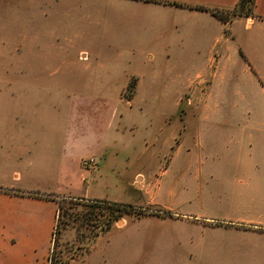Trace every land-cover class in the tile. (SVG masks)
Wrapping results in <instances>:
<instances>
[{"label": "rangeland", "instance_id": "obj_1", "mask_svg": "<svg viewBox=\"0 0 264 264\" xmlns=\"http://www.w3.org/2000/svg\"><path fill=\"white\" fill-rule=\"evenodd\" d=\"M182 8L208 15L198 33L190 20L142 29L135 14L106 12L94 39L120 46L37 35L16 52L12 41L29 37L0 36L10 43L0 45V142L17 123L56 125L70 143L85 142L79 163L63 172L53 163L46 181L22 169L21 180L0 176L64 206L44 264H264V242L244 233L253 229L221 220L252 196L237 178L264 172V115L254 114L264 84L244 50L252 17ZM114 204L124 215L100 225Z\"/></svg>", "mask_w": 264, "mask_h": 264}, {"label": "crops", "instance_id": "obj_2", "mask_svg": "<svg viewBox=\"0 0 264 264\" xmlns=\"http://www.w3.org/2000/svg\"><path fill=\"white\" fill-rule=\"evenodd\" d=\"M166 1L217 9L233 8L238 2ZM106 12L111 13V17L115 15L117 19L125 15L127 20H131L128 13L135 14L140 17L142 29L153 24L180 29L185 21L190 20L191 32L197 33L203 28L202 18H208V15L203 17L201 12L162 6L145 0H0V36H28L27 39L12 41L13 50L16 52L21 47L31 50L36 46L37 35L69 37L67 44L79 43L80 46L87 36L93 45L105 42L103 44L109 46H120L112 39H94L100 27V20L96 18L110 17ZM252 12L254 16L249 31L250 38L244 50L255 73L264 84V0H253ZM134 23L135 26L139 25L136 21L128 22V25ZM135 26L131 28L135 29ZM6 42L10 44L0 38V45L4 46ZM79 51L84 50L81 48ZM254 114L264 115V107ZM256 128L259 133H264V124L256 125ZM1 131L3 140L0 142V176L6 177L11 172L9 174H12L15 181L20 179L16 169H22L27 178L35 179L39 175L41 180L46 181L52 172L53 163H60L59 172H63L64 166L72 158L78 164L81 157L85 156L81 154L85 148L84 140L70 143L67 130L64 134L56 125L17 123L5 126ZM93 144L100 148V143ZM28 183L22 186L13 183L0 185V264H44L47 259L46 252L52 239L56 204L52 200L39 197H46L54 192H39L32 189ZM236 184L237 189L251 193L252 196L247 200L238 201L235 216H227L221 220L252 228L253 231L244 233L264 242V172L243 174L237 178ZM40 246L45 249L44 253H38Z\"/></svg>", "mask_w": 264, "mask_h": 264}, {"label": "trees", "instance_id": "obj_3", "mask_svg": "<svg viewBox=\"0 0 264 264\" xmlns=\"http://www.w3.org/2000/svg\"><path fill=\"white\" fill-rule=\"evenodd\" d=\"M146 2H152L155 4H164V5H168V6H175V7H188V5H183V4H179L173 1H166V0H145ZM190 8H193L195 10H199V11H208L211 14L216 15L217 18H219L220 20L224 21L223 18L219 17L220 15H218L216 13V9L215 8H209V7H204V6H189ZM243 11L246 10V13H244V16H251L253 17L251 10H253V0H238V2L236 3V5L233 7V11ZM39 197V196H38ZM39 198H44V199H48V197H39ZM51 200V199H49ZM56 202V211L58 213H60V210L62 208H64V206L61 204L60 201L55 200ZM115 205V206H114ZM113 207H107L106 210L108 212V215H106V219H102V221L100 220V222L98 221L99 217L102 216L103 212L97 211L94 212V217H92V220H96L98 221V223H100V225H106L105 227H109L111 226L112 223L118 221L119 219L122 218V216L125 213V208L122 207L121 205H117L114 204ZM65 214V210L63 211ZM59 216V215H58ZM49 260L51 261V258H49Z\"/></svg>", "mask_w": 264, "mask_h": 264}, {"label": "built area", "instance_id": "obj_4", "mask_svg": "<svg viewBox=\"0 0 264 264\" xmlns=\"http://www.w3.org/2000/svg\"><path fill=\"white\" fill-rule=\"evenodd\" d=\"M94 159L89 158V159H83V161H81V166L84 169H88L90 166L94 165Z\"/></svg>", "mask_w": 264, "mask_h": 264}]
</instances>
